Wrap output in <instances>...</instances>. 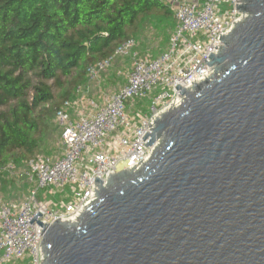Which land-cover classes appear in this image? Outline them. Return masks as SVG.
Returning <instances> with one entry per match:
<instances>
[{"label":"water","instance_id":"water-1","mask_svg":"<svg viewBox=\"0 0 264 264\" xmlns=\"http://www.w3.org/2000/svg\"><path fill=\"white\" fill-rule=\"evenodd\" d=\"M238 1L210 76L145 135L150 158L97 177L78 220L32 219L43 264H264V0Z\"/></svg>","mask_w":264,"mask_h":264},{"label":"built area","instance_id":"built-area-1","mask_svg":"<svg viewBox=\"0 0 264 264\" xmlns=\"http://www.w3.org/2000/svg\"><path fill=\"white\" fill-rule=\"evenodd\" d=\"M163 1L175 19L167 48L139 55L135 38L128 39L112 57L88 67V79L94 80L117 56L131 57L123 86L102 94L100 101L79 90L56 111L59 155L40 153L30 159L23 174L30 184L26 199L18 205L0 202V264H43V227L37 220H78L96 198L97 177L106 181L111 173L150 158L157 142L147 146L150 136L144 137L152 133L154 119L182 102L178 85L190 88L210 76V56L223 46L221 36L243 17L238 0ZM46 192L63 195L54 201ZM39 211L42 216L32 223Z\"/></svg>","mask_w":264,"mask_h":264},{"label":"trees","instance_id":"trees-1","mask_svg":"<svg viewBox=\"0 0 264 264\" xmlns=\"http://www.w3.org/2000/svg\"><path fill=\"white\" fill-rule=\"evenodd\" d=\"M151 17L174 19L163 0H0V182L3 167L41 152L44 129L88 67Z\"/></svg>","mask_w":264,"mask_h":264},{"label":"rangeland","instance_id":"rangeland-1","mask_svg":"<svg viewBox=\"0 0 264 264\" xmlns=\"http://www.w3.org/2000/svg\"><path fill=\"white\" fill-rule=\"evenodd\" d=\"M173 27V19L148 18L146 19L136 36V46L134 51L139 55L145 53H159L167 47L169 35ZM132 58L126 55L117 56L111 63V66L105 72L100 73L99 77L94 80H87L85 84L77 89L81 95L92 97L100 92L112 94L118 91L125 82V75L131 66ZM147 103V101H146ZM143 104V102H142ZM61 133V127L54 118L42 133L41 152L47 155L58 154V140ZM12 165V164H10ZM9 166V165H8ZM26 163L13 166L3 170L0 182V202L20 204L28 196L30 184L23 175L26 171ZM119 169L124 168V164L119 165ZM49 199L58 201L63 193L57 192L54 195L47 193ZM43 195V191L41 192Z\"/></svg>","mask_w":264,"mask_h":264},{"label":"crops","instance_id":"crops-1","mask_svg":"<svg viewBox=\"0 0 264 264\" xmlns=\"http://www.w3.org/2000/svg\"><path fill=\"white\" fill-rule=\"evenodd\" d=\"M174 20V26H175V19H173ZM173 26V27H174ZM173 27H172V29H173ZM172 29H171V31H172ZM169 37H170V35H169ZM168 42H169V40H168ZM167 46H168V44H167ZM167 48V47H166ZM165 48V49H166ZM165 49H163V50H165ZM162 50V51H163ZM161 52V51H160ZM156 54H158V53H156ZM125 83V82H124ZM80 88V87H79ZM102 94H104V92H100V93H98V95L97 96H95L94 98L96 99V100H98V101H100L99 99L101 98V95ZM76 98V95L73 97V99H75ZM60 135H61V133H60ZM59 140H60V137H59ZM59 140H58V154H56V155H52V156H57V155H59V153H60V149H59ZM38 154H40V153H38Z\"/></svg>","mask_w":264,"mask_h":264}]
</instances>
